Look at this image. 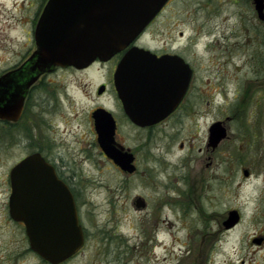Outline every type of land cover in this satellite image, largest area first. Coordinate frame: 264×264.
<instances>
[{"label": "rangeland", "instance_id": "374dc122", "mask_svg": "<svg viewBox=\"0 0 264 264\" xmlns=\"http://www.w3.org/2000/svg\"><path fill=\"white\" fill-rule=\"evenodd\" d=\"M37 8L30 0H0V76L30 54V21ZM148 38L149 46L167 39L182 51L190 46L187 59L201 87L191 100L192 116L148 136L123 129L121 137L138 155V172L124 175L87 143V114L97 103L92 75L61 70L46 75L13 130L0 129V264H47L30 250L23 225L5 212L10 168L46 146L73 161L86 233L83 248L63 264H264L262 240H250L259 230L253 194L239 193L242 222L219 231L218 219L232 202L217 200L214 179L203 185L199 153L204 122L220 104L230 111L238 103L236 92L254 78L244 58L246 50L251 54L264 44V22L252 0H172ZM259 96L255 92L245 106L253 118L264 111ZM136 198L144 200V209L135 208Z\"/></svg>", "mask_w": 264, "mask_h": 264}, {"label": "water", "instance_id": "95a60500", "mask_svg": "<svg viewBox=\"0 0 264 264\" xmlns=\"http://www.w3.org/2000/svg\"><path fill=\"white\" fill-rule=\"evenodd\" d=\"M166 2L49 0L35 27L36 49L21 66L0 76V119L19 120L29 88L44 73L55 68L83 69L95 60L111 59L135 41ZM252 4L257 18L264 22V0H252ZM163 60L134 47L114 73L118 98L127 117L138 126L161 121L175 108L187 87L190 74L177 72L186 65L175 64L171 67L175 72L162 75L164 67L158 62ZM171 60L181 61L177 57ZM173 95L171 106H165L168 96ZM93 116L103 153L122 171L133 173V156L114 146L115 126L110 114L99 110ZM219 131L213 130L216 140L224 135ZM9 177V217L23 225L30 250L47 264H63L74 257L85 244L84 234L73 198L53 167L34 152L18 162ZM134 206L143 209L145 203L136 198ZM238 221V213L230 212L224 228L230 229ZM253 242L259 244L261 240Z\"/></svg>", "mask_w": 264, "mask_h": 264}, {"label": "flooded vegetation", "instance_id": "af4514ba", "mask_svg": "<svg viewBox=\"0 0 264 264\" xmlns=\"http://www.w3.org/2000/svg\"><path fill=\"white\" fill-rule=\"evenodd\" d=\"M48 1L49 0H30V3H33L35 6L38 5L37 11L35 12L36 17L30 21L29 32L30 38H32V41L30 39V54L36 49L34 42V31L37 21ZM171 1L172 0H167L159 13L145 27V29L140 33L135 41H133V43H131L119 53L115 54L111 59L107 61L95 60L88 67L83 69H76L73 67L55 68L53 71L41 75V77L29 88L27 92L24 101L23 112L19 120L26 113L28 108L27 102L30 93L39 83H41L46 75H50L58 70L70 71L74 74H91V79L93 80H91V83H93L91 96L94 100H97V103L87 114V121L89 124L88 129L91 135V139L87 140V143L88 145L95 147L98 150V153L103 158L112 163L122 174H136L138 172V155L133 150V148L127 144L126 140L124 139V135L121 137V132H123V129L129 128L141 133L142 135L145 133L148 136L149 133L156 131L161 127H168L170 125L172 126V124L176 122L180 123L184 118L192 116L190 114L193 113L191 100L193 96L201 94V87L198 86L196 82V67L191 60L187 59L188 54H190L189 45L183 46V51L181 50L180 46H175L174 41H169L168 39L159 41L153 46L148 45V42L151 41L148 36L150 35L152 26L166 11ZM166 35H168V33ZM180 36H182V33H180ZM134 47L149 51L151 54L155 55L157 59H165L158 62L164 67V69L160 72L162 75H170V73L175 72V70L171 69V67L175 64L181 66L186 65L187 67L186 69H177L178 73L184 75L187 73L190 74L185 92L175 108L170 111V113L161 121L144 127L134 124L127 117L123 104L118 98L114 84V73L119 62L126 55V53H128ZM246 47L249 48L250 45H247ZM257 48L258 49L252 50L251 54H249L246 50L247 54L244 58V64L255 69L253 70L254 78L250 81L247 80L244 83V88H242L240 93H238V91L236 92V95H238V103L230 104V111H226L223 108V105L220 104L218 109L215 111V117L209 122H204L203 146L202 148H199V153L201 154V175L204 182L203 185H205V187L208 186V177L214 179L217 185V200L220 203H223L225 200L232 202L231 206L223 211L221 213L220 219H218L219 231L228 232L242 222L243 214L236 203L240 197L239 193H244L246 191L248 194H253V200L256 204L253 221L255 224L257 223L258 229L260 230L251 236L250 240H262V242L258 245L259 247H262L264 246V111L259 109L256 113V117L253 118V116L247 113V109L245 108L247 101L252 102L255 92L260 94L259 97L261 100L264 99V44L257 45ZM30 54L11 70L21 66L23 62L30 56ZM171 57H177L181 61H170ZM167 58H169V60H167ZM178 89L180 90V87ZM66 95L68 94L66 93ZM175 96L176 95H173V97L168 96L169 100H166L167 103L165 106H171V100L175 98ZM105 103H109L111 107L108 108ZM99 110H103L110 114L114 122V146L120 149L122 152L130 153L133 156L132 164L135 167L133 173L122 171L110 158H108L103 153L98 142L96 120L93 116V113ZM18 121L12 122L0 119V129L8 130V132H10V130H13V128L16 126ZM214 125H216V128ZM214 129H216V131L220 130L219 132H221V130L224 132V135L221 139H215V133H213ZM183 146V143H181L179 148L183 149ZM46 147L44 150L34 152L40 153L42 158L53 167L57 179L67 187L75 203L79 224L82 227L84 240H86V233L81 223L78 191L76 189L75 183L76 173L72 166L73 161L67 158H62L61 154H54V152H51L50 149H47ZM15 165H13L10 170ZM208 170H211L210 175L208 174ZM6 183L8 185L9 194L5 202V212L7 213L8 218L12 220L9 217L8 212V202L9 196L11 194L9 174ZM233 211L238 213L239 221L234 227L225 229L224 223L228 220L229 213Z\"/></svg>", "mask_w": 264, "mask_h": 264}, {"label": "bare ground", "instance_id": "6f19581e", "mask_svg": "<svg viewBox=\"0 0 264 264\" xmlns=\"http://www.w3.org/2000/svg\"><path fill=\"white\" fill-rule=\"evenodd\" d=\"M166 259H167V257L163 258L162 260H166Z\"/></svg>", "mask_w": 264, "mask_h": 264}]
</instances>
